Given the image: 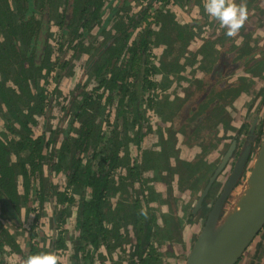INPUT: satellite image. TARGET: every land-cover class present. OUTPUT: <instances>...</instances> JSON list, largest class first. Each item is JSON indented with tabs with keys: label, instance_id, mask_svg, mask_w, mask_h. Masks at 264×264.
I'll use <instances>...</instances> for the list:
<instances>
[{
	"label": "trees",
	"instance_id": "16d2710c",
	"mask_svg": "<svg viewBox=\"0 0 264 264\" xmlns=\"http://www.w3.org/2000/svg\"><path fill=\"white\" fill-rule=\"evenodd\" d=\"M188 1L190 11L195 0ZM142 2L0 0V116L6 120L4 128L7 133L3 139L0 138V264H20L28 254L43 250L54 252V247L68 251L72 264H97L94 256L101 252L102 247L110 250L118 240H122L124 234L119 230V220L123 226L131 225L133 229L139 223L138 229L134 230L137 248L138 243L143 242L146 249L151 247L153 250L148 242L155 218L145 219L149 208L142 211L138 203L127 207L123 204L126 199L116 204L112 202V197L124 190L122 186L126 177L122 173L127 172L132 187L141 179L140 167L150 169L145 165L149 164L153 154L142 150L139 167L137 161H129L127 154L122 153L127 151L124 142L129 141L128 131H133L137 151H140L146 133L152 132L144 117V107L153 105L150 91L158 90L154 79L177 62L170 45L165 46L159 65L151 61L155 55L152 47L164 37L160 35L165 30L164 21L171 14L173 3L149 0L131 17L129 9ZM111 4L109 15L101 19ZM152 4H160L157 12L150 11ZM153 19V25L144 22ZM202 22L203 18L195 19L189 30ZM171 26L176 32L180 30L177 24L172 23ZM205 40V43L212 41L208 37ZM227 56L225 50L219 54L210 82L223 79L224 66L229 60ZM77 63L83 74L76 79L72 91L63 95L60 107L64 114L59 128L54 131L47 118L51 109L50 97L58 94L56 80L63 78V71L69 68L66 75L73 74ZM48 77H54L55 85L47 95V90L39 85L47 84L45 79ZM204 103L202 97L192 102L185 108L181 119L193 114ZM165 105L174 108L172 102L167 101ZM204 115L193 119L192 131ZM97 118L102 119L103 126L97 124ZM38 121L43 123L39 134ZM249 134L255 141L259 136L262 140L264 130L260 127V130L255 133L252 130ZM184 164L187 170L196 166V163ZM52 174L63 175V190L53 187ZM18 182L21 190H18ZM215 184L216 181L204 197L202 209L199 208L198 214L202 212L203 221L211 208L204 210L206 201L211 198L214 202L217 198L211 197ZM216 187L221 191L223 185L217 183ZM47 201L54 210L52 227L59 225L56 218L60 221L59 226L65 227L63 214L69 211L70 205H76L73 228L55 232L53 227L52 235L43 237L42 246L33 241L37 235H29L22 246L8 232L5 222L19 227L23 212L35 214V211L43 210ZM57 206L61 208L55 213ZM193 212L191 210L189 216H195ZM39 218L40 215H35L34 222ZM164 221L166 226L175 229L177 219L173 223L171 218H164ZM154 226L158 229L156 224ZM67 232L71 233L70 236ZM68 240L72 242L70 245ZM46 244L48 249L44 248ZM145 247L140 253L137 251L138 256L135 257L138 260H131V264L149 263L152 257L147 255L149 261L146 260ZM135 254L134 251L132 255ZM11 256L16 260L10 262Z\"/></svg>",
	"mask_w": 264,
	"mask_h": 264
},
{
	"label": "rangeland",
	"instance_id": "374dc122",
	"mask_svg": "<svg viewBox=\"0 0 264 264\" xmlns=\"http://www.w3.org/2000/svg\"><path fill=\"white\" fill-rule=\"evenodd\" d=\"M148 1L143 0L141 5L130 8L129 15L132 17V14L141 10ZM169 1L173 3L170 6L173 10L165 18V30L160 35H164V37H161L158 43L152 47L156 57L152 54L154 59L151 61L159 65L164 55L163 50H166L165 46L170 45L176 55L177 62L171 66V69L163 71L154 79L158 90L150 91L151 98L154 99L153 105L144 107V117L150 124L152 132L146 133L145 141L141 142V149L137 151L135 134L133 131H128L129 141L124 142L127 151L122 152L127 154L129 161H137V166L140 167L142 150H149L153 155L150 156L152 159L145 167L149 166L146 168L150 169L140 167L141 179H138V182H135L132 187H130L131 178L128 177L127 172L122 173L126 177V182L122 186L124 190L112 197L113 204L126 199L123 204L127 207L138 203L141 210L149 208L145 219L153 220L155 218L154 224L158 228L155 229L153 224L149 236L148 244L152 246L153 250L151 247L146 249L143 242L138 243L137 248L134 230L138 229L139 223L133 229L131 225L123 226L119 220V230L125 236L123 235L122 240H118L112 248L110 247V250L104 248L105 246L102 247L101 252H97L94 256L97 264H131V260H138V257L135 256H138V252L140 253L144 247L146 260L149 261L147 255L152 257L148 264H185L186 256L204 222L201 216L202 212L198 214L199 208L202 209V202L199 208L196 207L201 189L232 148L227 163L215 180L216 184L224 185L239 155L248 147L250 149L248 167L228 201L226 210L230 209L243 189L244 179L261 143L260 136L258 141L250 140L249 132L254 130L255 133L260 130V127L262 131L264 130V0H235L237 4L246 6L247 19L234 36L226 35V29L217 26L218 22L206 13L205 0H195L190 11L187 8L188 0ZM159 5L152 4L150 11L157 12ZM112 6L111 4L107 7L101 19H106ZM193 16L194 20L203 18V22L199 28L189 30ZM155 19L150 22L148 19L144 22L153 25ZM172 23L177 24L180 30L176 32L172 29ZM133 34L136 36L137 32L134 31ZM207 37L212 41L205 43ZM98 39L100 40L101 37ZM224 50L228 55L229 65L227 68L225 66L226 73L223 79L212 83L209 77L213 65L217 63L219 54ZM68 72L69 68H66L63 71L65 73L63 78L56 80V85L52 80L54 77L46 78L47 84L45 82L39 85L47 90V95L54 85L62 93L59 95L58 91V94H53L50 97L51 100L49 99L51 109L48 110L47 118L53 125L54 131L59 128V122L64 114L60 107L63 95L72 91L76 79L83 74L79 63L73 68V74L66 75ZM71 77L75 80H70ZM156 94L158 95L156 96ZM200 97L205 99V103L193 114L181 119L185 108ZM167 101L172 102L174 108H170V105L166 106ZM200 114L205 115L192 131L190 129L192 121ZM104 118L107 119V116ZM5 121L0 116L1 139L7 134L4 128ZM38 122L37 134H39V127H43L42 121ZM96 122L100 126L104 125L101 118H97ZM65 125L64 128H66ZM184 163H192V165L196 163V166L187 170L182 165ZM51 179L53 187L58 191L64 189L65 180L62 174H52ZM216 184L211 191V197L214 196V199L220 193V186L216 187ZM18 190H21L20 182H18ZM211 200L210 198L206 201L204 210L212 206L213 201L211 202ZM146 202L149 204L146 205ZM52 203L55 204V202ZM34 206L38 209L37 205ZM75 206L70 205L69 211L63 214V219H66L65 227L59 226L60 221L56 218L59 225L53 226L55 232L73 228L76 216ZM60 208L57 206L55 213ZM191 210L195 211L193 217L189 216ZM52 211L54 210L51 209L47 201L44 203L43 210L35 211V214L23 212L20 215L21 225L19 227L12 222H5V226L22 246L27 237L32 234L37 235L33 241H37L42 246L44 244L43 237H49L53 232ZM37 214L40 215V218L34 222ZM163 214H167L164 218L166 220L171 218L172 223L174 219H177L175 229L165 225ZM127 222L132 223L130 220ZM67 233L70 236L71 233ZM70 241L68 240V245L72 243ZM108 244L114 243L109 242ZM44 248L48 249V245L46 244ZM54 248L58 257L57 263H73L68 251ZM134 251L136 254L132 255ZM14 260H16L14 256L9 257L10 262ZM238 264H264V227Z\"/></svg>",
	"mask_w": 264,
	"mask_h": 264
},
{
	"label": "water",
	"instance_id": "95a60500",
	"mask_svg": "<svg viewBox=\"0 0 264 264\" xmlns=\"http://www.w3.org/2000/svg\"><path fill=\"white\" fill-rule=\"evenodd\" d=\"M231 153L232 148L209 179L206 188L200 195L197 208L224 168ZM249 156L250 149L246 147L239 155L219 195L208 211L186 256L185 264H238L248 247L263 229L264 135L251 163V168L244 179L243 189L230 209L226 210L230 197L248 167Z\"/></svg>",
	"mask_w": 264,
	"mask_h": 264
},
{
	"label": "clouds",
	"instance_id": "9594fccd",
	"mask_svg": "<svg viewBox=\"0 0 264 264\" xmlns=\"http://www.w3.org/2000/svg\"><path fill=\"white\" fill-rule=\"evenodd\" d=\"M206 13L226 29V35L234 36L247 19V9L235 0H205ZM58 257L53 251H39L28 254L20 264H57Z\"/></svg>",
	"mask_w": 264,
	"mask_h": 264
},
{
	"label": "flooded vegetation",
	"instance_id": "af4514ba",
	"mask_svg": "<svg viewBox=\"0 0 264 264\" xmlns=\"http://www.w3.org/2000/svg\"><path fill=\"white\" fill-rule=\"evenodd\" d=\"M205 17H206V16H205ZM207 17H208V16H207ZM194 18H195V17L192 18L191 23H190V26L193 25V23H194V21H195ZM193 20H194V21H193ZM199 27H200V25H195V26L193 27V29H195V28H199ZM228 63H229V62H227V63L225 64L226 68H227V66L229 65ZM225 66H224V67H225ZM225 73H226V71H225ZM248 248H249V247H248ZM246 251H247V250H246ZM241 259H242V258H241ZM241 259H240V260H241ZM240 260H239V262H240ZM239 262H238V263H239Z\"/></svg>",
	"mask_w": 264,
	"mask_h": 264
},
{
	"label": "crops",
	"instance_id": "0c3cea01",
	"mask_svg": "<svg viewBox=\"0 0 264 264\" xmlns=\"http://www.w3.org/2000/svg\"><path fill=\"white\" fill-rule=\"evenodd\" d=\"M193 17H194V16H193ZM193 17H192V18H193Z\"/></svg>",
	"mask_w": 264,
	"mask_h": 264
}]
</instances>
